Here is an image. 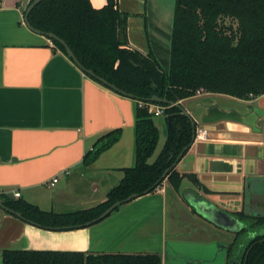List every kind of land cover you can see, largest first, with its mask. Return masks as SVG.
Here are the masks:
<instances>
[{
  "label": "crops",
  "instance_id": "0c3cea01",
  "mask_svg": "<svg viewBox=\"0 0 264 264\" xmlns=\"http://www.w3.org/2000/svg\"><path fill=\"white\" fill-rule=\"evenodd\" d=\"M29 1L0 0V197L19 192L14 198L56 213L87 208L133 163L135 100L88 76L28 28ZM90 2L100 7L106 0ZM170 7L164 22L160 12L150 20L148 0H117L127 13V44L143 53L149 38L165 46ZM178 101L207 137H194L175 169L194 173L207 191L187 178L174 190L164 179L98 221L63 229L41 227L0 206V264L3 249L155 252L161 264H228L230 245L245 228L217 226L194 204L210 203L247 224L240 215L252 210L248 186L264 182V93L239 98L197 91ZM114 128H120L118 139L84 163L96 138Z\"/></svg>",
  "mask_w": 264,
  "mask_h": 264
},
{
  "label": "trees",
  "instance_id": "16d2710c",
  "mask_svg": "<svg viewBox=\"0 0 264 264\" xmlns=\"http://www.w3.org/2000/svg\"><path fill=\"white\" fill-rule=\"evenodd\" d=\"M171 8L168 43L157 45L149 38L147 53L127 44V13L117 8V0H106L100 7H94L90 0H40L30 9L27 19L32 27L55 33L85 68L135 100L134 151L132 165L123 168L120 181L93 206L56 213L21 197L4 196V204L19 211L22 219L52 229L85 226L114 201L131 193L150 192L164 179L174 190L187 178L207 191L194 173L179 172L175 165L161 178L193 140L195 122L192 124L178 106L153 102L165 106L167 135L154 160L148 161L158 130L144 103L152 95L178 101L199 89L239 98L263 94L264 0H172ZM50 40L67 55L62 43ZM119 135L120 128H114L98 136L83 162H92ZM240 218L264 224V215L241 214ZM1 264H161V256L155 252L3 249ZM237 264H264V232L247 241Z\"/></svg>",
  "mask_w": 264,
  "mask_h": 264
},
{
  "label": "water",
  "instance_id": "95a60500",
  "mask_svg": "<svg viewBox=\"0 0 264 264\" xmlns=\"http://www.w3.org/2000/svg\"><path fill=\"white\" fill-rule=\"evenodd\" d=\"M40 0H32L31 3H29L25 9V12H24V16H23V19H24V22L25 24L27 25L28 28H30L31 30L35 31V32H38V33H41L43 35H45L46 37H48L49 39H56L58 40L60 43L63 44L64 48H65V51L68 55V57L86 74H89L93 77H95L97 80H99L101 83L109 86L112 90L118 92V93H121L123 95H126V96H129V97H132L129 93H126L125 91L119 89L117 86H115L114 84L112 83H109L107 80H105L104 78L96 75L91 69L89 68H85L80 62L79 60L77 59V57L75 56V54L73 53V51L71 50V48L65 43V41L63 39H61L60 37H58L55 33L53 32H41L40 30L34 28L31 26L30 22L28 21L27 19V15H28V12L30 11V9ZM169 4L167 5V8H168ZM148 101L150 102H158V103H167L168 105H175V106H178L182 113H184L185 115L189 116L191 121H192V124H194V120L193 118L190 116L189 112L179 103V101H172V100H169V99H166L165 97H160L158 95H152L150 96L148 99ZM169 118H170V115H167V120L169 121ZM195 132V130H194ZM194 132H193V135L192 137L194 138ZM262 138L264 139V125L262 126ZM186 147H184V149H186ZM183 149V150H184ZM183 150L179 153V155L176 157V160L169 166L167 167L162 175H161V178L165 176V174L167 173V171L173 167L176 162L178 161V159L181 157L182 153H183ZM264 183V182H263ZM263 183H251V185L248 186V193L250 191L251 193V198H252V203L250 204V207L251 209L254 207V206H257L256 209H258V205L257 203L259 204H264V184ZM8 196L10 198H14V194L12 192H9L8 193ZM137 194L136 193H131L129 195H127L126 197H124L123 199H119V200H116L114 201L111 205H109L102 213H100L98 216H96L95 218L87 221L85 223V225H88L92 222H95V221H98L100 220L101 218H103L104 216H106L108 213H110L115 207L121 205L122 203L136 197ZM249 197V195H248ZM195 207L197 208V210L205 217L207 218L208 220H210L211 222H213L214 224H216L217 226H220L222 228H225V229H228V230H232V231H240L243 227L246 228L247 224L240 221L237 217H234L226 212H224L223 210H221L220 208L210 204V203H205V202H201V201H198V202H195ZM0 206L3 207L4 209H6L7 211L19 216V217H22L21 213L19 211H16V210H13L9 207H7L5 204H4V199L2 197H0ZM249 214L247 215H252V216H255V215H264V210L262 209H258V210H251V211H248Z\"/></svg>",
  "mask_w": 264,
  "mask_h": 264
},
{
  "label": "rangeland",
  "instance_id": "374dc122",
  "mask_svg": "<svg viewBox=\"0 0 264 264\" xmlns=\"http://www.w3.org/2000/svg\"><path fill=\"white\" fill-rule=\"evenodd\" d=\"M149 2V9H148V16L150 18V20L153 18V16L155 14H159L160 12V17L164 20V22H167L169 20V15H170V11L167 8V5L170 4L172 7V0H148ZM104 3H102L103 5ZM169 5V7H170ZM170 7V8H171ZM172 10V8H171ZM198 91H205L203 89H199ZM197 93V92H196ZM195 93V94H196ZM152 118L154 120V122L158 125V131H159V141L157 142V146L153 152V158H155V156L158 154V152L160 151L165 138H166V132H167V125L165 122V114H161V115H153L152 114ZM258 205V209H262L264 210V204H259ZM257 206H254L252 209L253 210H258L256 209ZM264 232V224H254L253 221L251 219L247 220V228L242 231L241 233L238 234L236 240L234 242L231 243L230 248L232 250V256H230V258H228V264L230 262V264L233 263V260H236V264L237 261L239 259V256L242 252V249L244 247V245L247 243V241L253 237L254 235L258 234V233H263Z\"/></svg>",
  "mask_w": 264,
  "mask_h": 264
},
{
  "label": "built area",
  "instance_id": "2783aa9c",
  "mask_svg": "<svg viewBox=\"0 0 264 264\" xmlns=\"http://www.w3.org/2000/svg\"><path fill=\"white\" fill-rule=\"evenodd\" d=\"M145 106H147L148 110L151 112L153 115H161L164 114V105L153 103V102H146L144 103ZM194 137L195 138H206L207 137V130L206 128H197L195 129L194 132ZM67 172V171H65ZM57 180L56 177H53L52 180L50 181V184H53ZM16 196L19 195V192H14Z\"/></svg>",
  "mask_w": 264,
  "mask_h": 264
}]
</instances>
